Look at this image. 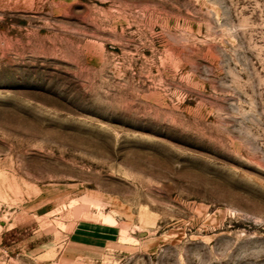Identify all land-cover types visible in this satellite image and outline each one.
<instances>
[{"label":"rangeland","instance_id":"rangeland-1","mask_svg":"<svg viewBox=\"0 0 264 264\" xmlns=\"http://www.w3.org/2000/svg\"><path fill=\"white\" fill-rule=\"evenodd\" d=\"M0 264H264V0H0Z\"/></svg>","mask_w":264,"mask_h":264},{"label":"water","instance_id":"water-1","mask_svg":"<svg viewBox=\"0 0 264 264\" xmlns=\"http://www.w3.org/2000/svg\"><path fill=\"white\" fill-rule=\"evenodd\" d=\"M144 233H140V235L142 236Z\"/></svg>","mask_w":264,"mask_h":264}]
</instances>
